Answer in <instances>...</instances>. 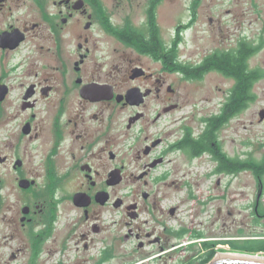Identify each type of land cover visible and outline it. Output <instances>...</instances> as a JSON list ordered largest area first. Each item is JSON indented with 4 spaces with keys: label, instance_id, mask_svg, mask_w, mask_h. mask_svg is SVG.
I'll return each instance as SVG.
<instances>
[{
    "label": "flooded vegetation",
    "instance_id": "af4514ba",
    "mask_svg": "<svg viewBox=\"0 0 264 264\" xmlns=\"http://www.w3.org/2000/svg\"><path fill=\"white\" fill-rule=\"evenodd\" d=\"M77 1L30 0V8L25 13V0H0V105L8 99L11 81L16 80L20 92L15 113L1 121L5 125L19 122L18 129L10 134V137L15 135L18 142L25 138L36 139L38 102L49 98L45 100L48 110L56 111L50 127L54 141L51 154L59 150L70 155L73 161L70 167L79 170L84 181L77 185L78 189L65 191L61 198L52 193L47 208L34 204L21 209L22 227H41L38 231L28 230L24 235L31 253H40L48 240H52L51 250L56 249L57 244L63 247L66 241H71L69 234H76L83 250L91 253L84 258V264H168L169 261L208 264L219 253V248L242 241V238L231 237L233 227L236 233H243L242 221L235 226L231 224L224 236L217 238L209 225L199 222L200 214H207L208 210L203 209L212 202L227 201L229 208L236 195L248 202L243 208L247 212L244 219L250 221V233L257 235L243 240L244 244L264 241V87L254 85L264 78V71L259 66L250 68L248 65V60L261 46H253L242 38L234 49L214 48L193 63L179 61L177 73L183 80L202 82L211 76L225 85L216 88V95L208 106L193 104L191 114H181L185 105L173 100L176 90L167 84L165 56L139 53L116 37L121 31H138L148 38V14L163 0H145L146 22L140 26L128 22L113 24L101 0H81L83 7L74 10ZM117 1L130 3V0ZM96 25L104 40H111L136 55L114 56L108 62V70L103 71L99 60L92 55L98 40L87 34ZM80 26L86 31L76 34ZM74 36L78 41L72 61ZM247 45L253 49L250 56L243 49ZM225 57L241 58L236 66L243 68L231 72L221 66L219 60ZM151 63L160 66L152 68ZM247 70L254 72L257 79L251 86H239L237 78L246 76ZM94 86L105 93L82 97V88ZM132 89L142 97L138 105L125 103V99L117 100V96ZM150 101L157 105L150 119L152 125L172 112L180 114L167 119L165 131L160 128L154 137H144L142 146L138 141L133 143L130 151H133L135 165L128 179L125 161H121L127 156L121 158L119 149V111L134 110L127 119L126 129L130 130L147 118ZM246 123L256 124L259 129L248 130ZM162 146L163 150L154 154ZM0 159L3 160L0 164L7 162V156ZM17 161L19 165L15 163L13 167L22 168L23 162ZM159 168L163 173L155 176ZM189 169L205 171L210 187L208 197L204 202L190 195L196 204L203 203L197 210L198 221L192 220L189 225L180 222L175 229L170 222H179L178 209L163 205L166 197L159 199V193L169 186H184L176 181L167 183V180L171 174ZM114 172L118 173L113 175ZM203 184H196L195 189L199 190ZM236 188L244 190L234 191ZM247 189L253 190L252 195L244 193ZM99 193H103V199L97 200ZM76 194L85 195L82 202L86 205H74ZM66 203L81 213L74 224L62 216L61 207ZM217 207L216 212H220ZM228 208L227 214L231 216ZM125 244L131 247L122 249ZM94 251L97 255L92 258Z\"/></svg>",
    "mask_w": 264,
    "mask_h": 264
},
{
    "label": "rangeland",
    "instance_id": "374dc122",
    "mask_svg": "<svg viewBox=\"0 0 264 264\" xmlns=\"http://www.w3.org/2000/svg\"><path fill=\"white\" fill-rule=\"evenodd\" d=\"M101 1L110 14L113 24L120 25L128 22L134 24V26H140V24L146 22L145 0H130V3H119L117 0ZM25 2L26 6L24 5L23 9L26 13L30 8L28 7L30 0H25ZM155 11L160 39L166 49L174 48L176 50L175 54L178 61L193 63L214 48L234 49L238 40L246 38L253 46H261L259 51L248 60V65L250 68L259 66L264 71V0H163ZM83 31L85 33L86 30L83 29V26H80L75 33L78 34V32ZM87 34L93 40H98L95 43L96 50H92V55L95 57L93 59L99 60L103 71L108 70V62L114 56L116 57L122 53L128 57L136 55L135 52L115 44L111 40H104L97 25L89 30ZM178 35L180 40H178ZM77 41L78 39L74 36L71 45L72 61L76 57ZM174 43H176L175 46H173ZM90 46L94 48L92 45ZM49 55H52L51 51ZM104 56L110 57L104 58ZM40 58L43 64V56ZM159 66L156 63H151L152 68H158ZM166 75L167 84L176 90V96L173 100L185 105L181 114L183 112L184 114H191L194 108L193 104L208 106L211 99L216 95V88L225 86L211 76L206 77L202 82H191L183 80L178 73L173 71L168 70ZM10 85L11 92L8 99L0 105V157L7 156V162L0 164V264H80L90 252L83 250L76 234H69L71 241H66L63 247L57 244L54 250L50 249L52 248V240H48L40 253H31L30 246L24 238L28 230L38 231L41 229L40 226L32 225L28 228V226L22 227L20 225L19 218L22 216L21 209L24 206L42 204L47 208L52 193L57 198H61L65 191L68 193L71 189H78L79 186L77 185L84 181L79 170L70 167L71 162H73L70 155L60 153L59 150L54 155L51 154L54 141L50 133V127L54 117H56V111L48 110L47 101L45 100L49 98L38 102L37 118L35 120V130L38 137L33 140L25 138L19 140L20 142H18L15 135L10 137V134H14V131L18 129L19 122L5 125L1 120L15 113L20 100L16 80L11 81ZM254 85L264 87V78ZM156 109L157 105L150 101L146 110L147 118L130 130L126 129L127 119L134 110L119 111V149L121 158L127 156L126 159H121V161H125V173L128 179L131 178L129 175L133 172V166L135 165L132 157L133 151H130L133 143L138 141L139 145L142 146L144 137H154L156 132H160V128L165 131L164 127H167V119L180 114L172 112L158 124L152 125L150 119H152ZM246 124L248 130L256 131L259 129L256 124ZM161 150H163V146L156 149L154 154H158ZM75 152L78 153V149L75 148ZM17 160L23 162L22 168L13 167ZM162 168L155 172V176L163 173ZM22 179L34 181V183L29 189L23 190L17 184ZM171 181L185 185L177 188L175 186L164 187L165 189L159 193V199L166 197L163 205L166 207L174 206L178 209L179 222H170L176 229L179 227L180 222L189 225L192 220L197 219L198 221L197 210L200 209V205L203 203L196 204V200L191 197L200 198V201L204 200L205 202L208 197L209 182L205 180V171L192 169L171 174L167 183ZM202 182L205 184L200 185V189L196 190V184L199 185ZM243 190L236 188L234 191L242 192ZM126 191L122 190V192ZM244 193L250 196L253 190L247 189ZM246 204L248 202L239 195L233 197L232 205L229 208L227 201L212 202L203 209L208 210V212L207 214H200L202 218L199 219V222L209 225L216 237L222 238L225 229L231 224L235 226L242 221L240 230L243 233H236V228L233 227L231 237L242 238V241L237 243L244 244L245 241L243 240H251L257 236L250 233L249 219H244L247 216V212L243 211ZM217 206L221 209L220 212H216L218 210ZM227 208L232 211L231 216L227 214ZM61 209L63 210L62 216L66 219L69 218L73 224L81 216V213L69 203H66ZM59 215H61L60 211H58ZM37 217L39 218V216ZM72 231H75V228ZM187 241H190V239ZM178 243L179 241L176 242V244ZM233 244L230 247L219 248V253L247 254L235 250ZM129 247H131L130 244H125L122 249ZM95 251L92 258L97 255ZM257 255L264 256V253H257ZM168 264L176 263L169 261Z\"/></svg>",
    "mask_w": 264,
    "mask_h": 264
},
{
    "label": "trees",
    "instance_id": "16d2710c",
    "mask_svg": "<svg viewBox=\"0 0 264 264\" xmlns=\"http://www.w3.org/2000/svg\"><path fill=\"white\" fill-rule=\"evenodd\" d=\"M155 14L156 13L153 10H151L148 14L150 32V36L148 38L145 39L138 31H121L119 34H116V37L125 44L133 46L139 53L152 56L164 55L168 70L177 73L180 71V63L175 54L176 50L174 48L166 49L163 45L156 24ZM175 45L176 43L173 44V46ZM243 49L245 50V54L247 56H250L253 51L250 45H247L246 48ZM232 58H221L219 63L221 66L229 68L231 72L236 71L235 69L243 68L241 65L236 66V64L241 63V58L237 60H233ZM237 72L240 74L239 71ZM241 73H243V69H241ZM191 77L194 76L191 75ZM256 79V74L249 70H247L246 76H241V78L239 76V79L237 78L239 86H251ZM233 248L238 251L246 252L247 254L264 253V241H250L241 245L235 244L233 245Z\"/></svg>",
    "mask_w": 264,
    "mask_h": 264
},
{
    "label": "water",
    "instance_id": "95a60500",
    "mask_svg": "<svg viewBox=\"0 0 264 264\" xmlns=\"http://www.w3.org/2000/svg\"><path fill=\"white\" fill-rule=\"evenodd\" d=\"M83 7V2L81 0L75 2L73 5L74 10H79ZM88 28V24L85 26ZM105 92L100 88L91 87H84L81 90L82 97L88 98L92 96H99L104 94ZM125 99V103H129L130 105H138L142 101L141 95L137 92V90H128L125 95L117 96V100L121 101ZM3 160L0 159V162ZM16 165H19V162H16ZM118 172H114L113 175L117 174ZM117 181V180H116ZM34 181L28 180H20L18 185L22 189L29 188ZM85 197L83 194H76L73 197V203L77 206L86 205V203L82 202V199ZM97 200L103 199V193H99L96 196ZM27 209L24 208L23 212L25 213ZM208 264H264V256H259L255 254H236V253H218L216 254Z\"/></svg>",
    "mask_w": 264,
    "mask_h": 264
}]
</instances>
